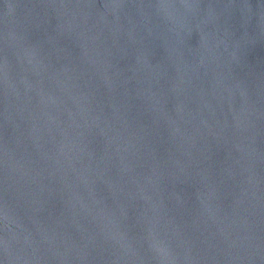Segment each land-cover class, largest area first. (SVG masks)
Returning <instances> with one entry per match:
<instances>
[{"label": "water", "instance_id": "1", "mask_svg": "<svg viewBox=\"0 0 264 264\" xmlns=\"http://www.w3.org/2000/svg\"><path fill=\"white\" fill-rule=\"evenodd\" d=\"M0 264H264V0H0Z\"/></svg>", "mask_w": 264, "mask_h": 264}]
</instances>
